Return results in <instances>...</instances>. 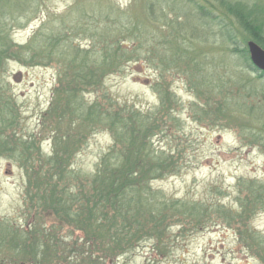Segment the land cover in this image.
Instances as JSON below:
<instances>
[{
	"label": "rangeland",
	"instance_id": "rangeland-1",
	"mask_svg": "<svg viewBox=\"0 0 264 264\" xmlns=\"http://www.w3.org/2000/svg\"><path fill=\"white\" fill-rule=\"evenodd\" d=\"M21 1L23 8L5 5L0 10V35L23 46L27 59L4 64L0 86L17 102L15 134L29 139L31 149H21L24 155L14 153L12 146L0 150V228L28 232L30 239L33 224L54 223L53 211L36 204L41 190L32 177L54 154L56 137L61 154L69 146L67 138L60 141L62 135L75 141L67 165L75 179L59 189L83 195L113 145L107 114L121 122L129 117V109H136L156 118L151 148L172 155L177 164L175 173L153 180L152 187L168 197L206 205L202 226L187 219L184 225L172 224L163 240L146 238L107 257V245H83L85 233L64 223L59 234L67 237L66 245H57L58 257H50L54 264H95L89 253L93 261L100 257L98 264H264V202L249 205L239 216L246 192L250 201L258 195L264 201V117L257 118L264 113V77L230 53L236 44L219 36L220 26H213L224 22L243 42L249 34L228 5L254 8L253 18L260 24L264 0H167L166 12L157 10L158 17L166 14L165 24L148 21L149 0ZM185 12L190 17L185 18ZM150 32L156 36L157 58L151 63L146 59ZM255 36L264 38L263 28ZM117 39L125 40L130 50L140 46L138 54L130 56L139 55L143 61L124 62L111 73L108 46ZM160 51L168 58L165 64ZM85 62L90 64L87 69ZM81 68L84 74L99 68V80L86 85L72 80L70 75ZM220 75L227 85L224 79L218 87L207 85V77L219 80ZM73 86H80L75 94L70 92ZM217 207L234 218L227 220ZM9 240L7 233L0 245V264L36 263L31 251L18 253L15 246L6 245Z\"/></svg>",
	"mask_w": 264,
	"mask_h": 264
},
{
	"label": "trees",
	"instance_id": "trees-1",
	"mask_svg": "<svg viewBox=\"0 0 264 264\" xmlns=\"http://www.w3.org/2000/svg\"><path fill=\"white\" fill-rule=\"evenodd\" d=\"M166 4L167 0H149L146 7L148 21L156 23L159 20L164 23L166 14L158 17L157 10L160 7L161 11L164 10L166 12ZM5 5H12L19 9L23 8L24 3L21 0H0V10ZM200 8L202 9V6ZM228 9L230 13L236 15L239 19L245 31L248 32V37L243 42L238 41L235 36L237 34L229 26L224 25L222 21L221 24L215 22L213 26L216 25L215 28L220 26V28L216 29L219 32V36H224L226 41L232 45L236 44V47L230 48L229 52L239 55L242 61L253 68L254 71L259 72V77H264V72L253 64L247 45L248 40H259L254 34V31L258 32L260 29V26L252 19L254 17V8L249 10L244 5H228ZM187 16L190 17V14L185 12V18ZM209 31L211 35L212 30ZM145 40L146 38H141V44ZM146 43H148L146 59L151 63L157 59L154 55L156 36L150 32V40H146ZM242 44L246 47L242 48ZM128 46L130 48V45L125 40L118 39L108 46L107 69L109 72L119 71L118 68L124 62L125 65L130 63L138 65L143 61L139 55L130 56V54H138L140 46L138 48L133 46L131 50L128 49ZM25 53L23 46L16 47L11 39L0 35V72L2 66L9 60L20 61L23 58L27 59ZM159 57L161 61H164V64L168 60L163 51L159 52ZM173 60L176 62L175 58ZM209 64L211 66V63L206 65ZM89 65L88 62H85L83 68L87 69ZM83 68L74 71L70 78L74 79L75 82H83L84 85L91 81L96 83V80H99L101 73L99 68L89 73L85 72V74L84 72L82 73ZM104 71L106 72L107 70ZM105 72L103 76L107 74ZM207 78L208 86L215 85L218 87L216 83L222 79H224L222 83L226 85L229 83L223 75H220L219 78L221 79L219 80H214L211 77ZM83 79H86V81ZM79 87H70V92L75 94ZM0 88H2L0 89V150H7L12 146L15 148L14 153L24 155V152L20 150H24V148L30 150L31 141L15 134V126L18 123V105L16 100L12 99L14 97L5 96V86H0ZM165 94L167 92H163L164 96ZM129 110V117L121 118L124 127L119 122V119H113L111 115L107 114V126H109L113 136V145L108 149L107 154L101 157L92 175L90 190L83 195L82 193L77 194L74 189L64 187L59 189V186L64 182L75 179L73 171L67 169V165L73 156L69 150L75 144V141H73V136L62 135L60 141L67 138L69 146L61 154V143L59 142L58 144L59 139L56 137L54 154L47 158L46 161L44 160L43 168L41 166L39 170L36 171L35 169L32 177L36 182V187L41 190L39 192V201L36 203L37 206L42 208L43 211H53L56 221L48 227L44 226L45 224L43 223L33 224L30 239L28 232L16 229L10 231L9 229L0 228L1 246L4 245L1 242L4 240L5 235L10 233L11 240L7 241L6 245L15 246L16 250H19L18 253L28 252V254H31V251V256L36 260L35 264H54L50 257L52 255H55V258L58 257L60 250L57 245H66L63 240L67 239V237H62L59 234V230L64 223L72 224L85 233L86 241L83 245H93L95 247L107 245V257H110L117 250H127L135 243L138 245L139 241L146 238L163 240L166 237V231L169 230L172 224L184 225L187 219L189 224L192 223L196 227L202 226V221L207 214L206 205L174 199L152 187L153 180L175 173L177 164L174 163L172 155L160 152L150 146L153 132L158 127L156 118L153 115L145 116L142 113L140 114L136 109ZM253 110L257 111V113H252L255 114V120L258 108L255 107ZM125 112L128 113V111ZM259 115L257 118L261 121L264 113L261 112ZM258 119L256 121L260 122ZM114 120L116 121L113 122ZM10 129L14 130L13 134L6 133ZM25 160H27L26 157ZM249 191L251 195L253 191ZM80 196L85 197V202ZM252 196L257 197V194L253 192ZM249 198L250 196L246 192V196L241 200L244 202L245 207L242 208L239 216L243 215L249 205L256 206L264 202L262 198H259V195L254 201H250ZM215 210L229 221L234 218L233 214L223 211L221 207H217ZM88 258H91V262L95 264H98L100 259V257H97L93 261V255L90 253ZM64 264L70 263H66L65 260Z\"/></svg>",
	"mask_w": 264,
	"mask_h": 264
},
{
	"label": "water",
	"instance_id": "water-1",
	"mask_svg": "<svg viewBox=\"0 0 264 264\" xmlns=\"http://www.w3.org/2000/svg\"><path fill=\"white\" fill-rule=\"evenodd\" d=\"M248 45L253 64L264 72V49L254 41H250Z\"/></svg>",
	"mask_w": 264,
	"mask_h": 264
},
{
	"label": "flooded vegetation",
	"instance_id": "flooded-vegetation-1",
	"mask_svg": "<svg viewBox=\"0 0 264 264\" xmlns=\"http://www.w3.org/2000/svg\"><path fill=\"white\" fill-rule=\"evenodd\" d=\"M253 19L255 20V22H256L257 24H259V22H260V21H258L259 18H253ZM240 26H241L242 29L245 30V28L243 27V25L241 24V22H240ZM259 26H260L259 31H258V32L254 31V34H258V33H260V31H261L262 28H263V32H264V27H261V26H264V22H261V23L259 24ZM258 39H259L258 41H255V40H254V42H256L259 46H261V47L264 49V38H258ZM250 41H253V40H248V41H247V45H248V43H249ZM248 50H249V45H248Z\"/></svg>",
	"mask_w": 264,
	"mask_h": 264
}]
</instances>
